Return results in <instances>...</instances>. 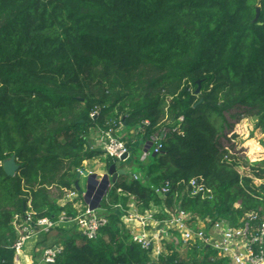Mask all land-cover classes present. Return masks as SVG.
<instances>
[{
	"label": "trees",
	"instance_id": "obj_1",
	"mask_svg": "<svg viewBox=\"0 0 264 264\" xmlns=\"http://www.w3.org/2000/svg\"><path fill=\"white\" fill-rule=\"evenodd\" d=\"M144 66L161 72L150 88ZM227 114L254 118L264 133V0H0V264H17L16 215L56 218L85 205L82 196L78 207L62 204V193L85 161L114 163L90 136L120 118L144 142L166 129L161 151L140 160V178L113 183L99 209L109 223L96 238L72 224L53 229L63 244L53 264H230L212 247L154 260L114 207L134 202L144 212L165 199L201 219L264 217V183L254 182L264 160L240 171L221 141L233 126ZM12 155L20 167L9 176ZM192 178L205 194H189ZM53 230L38 247L53 243Z\"/></svg>",
	"mask_w": 264,
	"mask_h": 264
},
{
	"label": "built area",
	"instance_id": "obj_2",
	"mask_svg": "<svg viewBox=\"0 0 264 264\" xmlns=\"http://www.w3.org/2000/svg\"><path fill=\"white\" fill-rule=\"evenodd\" d=\"M145 123L149 124V121L145 120ZM126 128L125 122L120 118L109 128L100 129L99 149L104 150L106 157L113 158L118 169H124L125 174L137 179L141 177L140 173L127 168L132 160L133 149L123 136ZM165 132L166 129H163L145 142L141 159L161 151ZM149 143L151 144L146 150V144ZM125 155L127 156L123 158ZM187 189L191 196L206 192L205 185L198 178L190 179ZM155 191L163 195L169 191V186L156 187ZM108 192L103 198H107ZM80 196L83 197V194L74 186L72 189H66L60 201L62 204L73 202L78 207L76 199ZM83 200L85 201L84 197ZM114 207L124 211L121 215V226L130 229L133 241L149 251L153 259L158 260L162 255L174 251L178 256L182 250L189 255L192 249L212 247L218 251L219 256L227 258L230 264H264V217L261 218L256 212L249 213L239 224L234 225L225 218L213 221L210 218L201 219L195 212L183 208L180 203L168 205L165 199L160 204L153 203L144 212H141L134 202L126 209L121 204H115ZM99 209L100 207L91 208L85 203L83 207L78 208L76 215H70L66 210L61 211L56 218L48 216L34 218V211H27L25 217L16 215L14 226L19 233L13 244L16 263L21 264V255L29 239L38 237L42 232L48 233L61 224H72L83 236L89 239L96 238L100 230L109 223V217L100 214ZM40 250V264H53L63 250V244L58 242L48 244Z\"/></svg>",
	"mask_w": 264,
	"mask_h": 264
},
{
	"label": "rangeland",
	"instance_id": "obj_3",
	"mask_svg": "<svg viewBox=\"0 0 264 264\" xmlns=\"http://www.w3.org/2000/svg\"><path fill=\"white\" fill-rule=\"evenodd\" d=\"M143 72H144L143 76L146 81L145 84L148 88H150L149 87L150 80L157 78L161 74L160 71H158L156 68L152 66H144ZM227 117H228L229 122L232 123L233 126L228 127L224 130L223 135L221 136V141L224 145L231 148V152L235 154L236 157L241 159L240 161L242 162V165L239 168L240 171L242 173H249L251 171L250 166L249 165L244 166L243 162L248 160L249 163H254L256 161L264 160V133L261 131L260 128H257L255 126L256 120L252 117H244L239 120L229 117V114H227ZM165 120H167V118ZM98 131L99 130L94 129L93 132L91 133L90 139L94 142L98 138ZM123 136L127 141L130 139L131 147L133 149V153H132L133 162L132 163L130 162L131 164L128 163L129 166L127 168L132 171L138 170V166H139L142 154H143L145 142L141 140L138 135L135 134V131L133 129L129 130L126 128L125 131L123 132ZM132 140L134 141L132 142ZM95 147L100 148L98 144L95 145L94 148ZM107 158H110V157H107ZM110 159L113 160V158H110ZM106 164H107V161L105 159L102 160L101 158L96 159L91 162H87V161L84 162L85 169L92 170V171L98 170L102 172L103 171L106 172L108 170V168L106 167ZM80 179H81L80 184H82L83 188H85L87 185V178L81 175ZM254 182L257 185H260L261 183H264V179H255ZM50 191L54 197H59L61 195L60 193L61 190L57 189L56 186H52ZM62 194H63L62 195L63 197L65 194L64 191ZM51 237L52 236H50V238ZM36 238L38 237H34L35 240H31L33 242L30 245L29 249L36 248L35 250L36 255L39 256L41 255V250L38 249L40 246L38 247L37 241L39 240L40 237L38 238V240ZM50 241L51 239H49V242ZM52 241H55V240L53 239ZM179 256L183 258L188 257L185 250L180 251Z\"/></svg>",
	"mask_w": 264,
	"mask_h": 264
},
{
	"label": "water",
	"instance_id": "obj_4",
	"mask_svg": "<svg viewBox=\"0 0 264 264\" xmlns=\"http://www.w3.org/2000/svg\"><path fill=\"white\" fill-rule=\"evenodd\" d=\"M199 89L200 86L198 87L197 92H199ZM150 144L151 143L146 144V150ZM126 156L127 155H125L123 158ZM19 167L20 165L17 163L15 155H12L9 159H6L3 162V168L6 174L9 176H14L19 170ZM124 174L125 170L118 169L116 163H112L102 176L96 172H91L88 169H82V171H79L77 174L75 187L80 191L81 194H83L86 203L89 204L91 208H99L101 206V201L104 195L109 191L111 184L115 183L118 177ZM81 175L87 178V186L85 189H83L80 184ZM95 188L96 193L94 194Z\"/></svg>",
	"mask_w": 264,
	"mask_h": 264
},
{
	"label": "crops",
	"instance_id": "obj_5",
	"mask_svg": "<svg viewBox=\"0 0 264 264\" xmlns=\"http://www.w3.org/2000/svg\"><path fill=\"white\" fill-rule=\"evenodd\" d=\"M98 144V146H99V141H98V138L96 139V141L94 142V141H92V145H93V147L95 146V145H97ZM95 148H97L98 149V147H95ZM90 171H92V170H90ZM92 172H96V173H98L99 175H101V174H104L105 172L103 171H92ZM80 183H81V179H80ZM81 186H82V184H81ZM87 186V185H86ZM82 188H83V186H82ZM86 188V187H85ZM85 188H83V189H85ZM57 233L58 232H56V230H53L52 232H51V241L50 242H53L54 243V241H52L53 239L56 241V240H59V238H58V235H57ZM40 235L41 234H38V238L40 237ZM38 238H36L37 240H38ZM31 240H35L33 237L31 238V239H29L28 241H27V243H26V245H25V249H24V251H23V253H22V255H21V260H20V262H21V264H40L41 263V255H39V256H37L36 255V248L35 249H29L30 248V245L32 244V242L33 241H31ZM28 245V246H27ZM46 246V245H45ZM28 247V248H27ZM41 247H43V246H40L38 249L40 250L41 249ZM36 258H38V260L36 259Z\"/></svg>",
	"mask_w": 264,
	"mask_h": 264
}]
</instances>
